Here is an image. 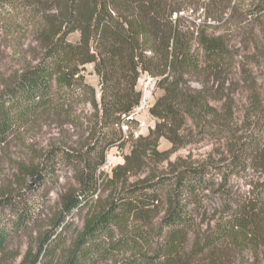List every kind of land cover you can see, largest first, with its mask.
Wrapping results in <instances>:
<instances>
[{"label":"trees","instance_id":"trees-1","mask_svg":"<svg viewBox=\"0 0 264 264\" xmlns=\"http://www.w3.org/2000/svg\"><path fill=\"white\" fill-rule=\"evenodd\" d=\"M185 3L0 0V44L12 38L36 47L34 58L1 83L0 147L45 114L78 102L92 108V132L83 147H52L29 168L34 175L53 176L51 164L60 160L73 170L75 184L61 195L59 212L19 260L8 248L20 230L39 223L41 205L18 200L17 194L4 198L11 225L0 223V264H187L202 253L216 257L214 251L224 243L256 242L264 223V184L235 199L221 164L171 161L191 141L187 127L204 137H226L225 127L210 119L216 115L209 106L215 91L195 90L192 82L205 73L220 74L228 65L227 44L208 32L206 20L186 23ZM74 32L80 34L76 41L69 38ZM88 64L94 65L99 90L86 80ZM143 74L163 92L149 108L154 127L135 137L126 129L139 125L134 112L143 100L138 88ZM262 133L264 110L240 137L227 165L251 159L252 151L254 160L260 158ZM162 138L170 149H159ZM113 148L124 162L108 174L101 167ZM102 183H109V197H102ZM211 193L223 194L225 212L206 231L196 232L197 216ZM156 210L164 213L154 231ZM83 213L81 230L69 240L73 218Z\"/></svg>","mask_w":264,"mask_h":264},{"label":"rangeland","instance_id":"rangeland-1","mask_svg":"<svg viewBox=\"0 0 264 264\" xmlns=\"http://www.w3.org/2000/svg\"><path fill=\"white\" fill-rule=\"evenodd\" d=\"M185 7L182 15L186 23L195 21L202 24L206 20L208 32L227 44L228 65H223L220 74L205 73L192 82L195 90L207 86L211 92L215 91L209 106L216 111V115L210 119L225 127L226 137H204L198 134L195 127H187L184 132L191 136V141L174 152L171 161L196 165L221 164V173L229 175L227 186H232L233 197L244 199L258 184H264V154L254 160L257 155L252 151L251 159L243 158V162L236 167L228 166L226 161L231 158L230 154L239 144L240 137L251 128L254 117L264 110V0H222L218 4H211L207 0H186ZM79 37V32L69 36L72 41ZM3 42L0 44V86L3 80L34 58L36 48L29 40L6 38ZM86 80L99 90V79L93 64L86 66ZM138 88L143 92V101L136 113L139 125L126 129L135 131V137L146 135L149 128L154 127L156 120L149 108L163 92L149 74L141 75ZM91 113L92 108L88 103L78 102L67 111L60 108L56 114L38 117L0 147V223L11 225L10 212L2 205L8 194H17L18 200L30 204L39 203L42 211L37 225L31 230H20L11 241L8 249L18 254L17 260L32 248L39 235L48 228L51 218L59 212L61 195L75 184L73 170L60 160L51 164L53 176H37L29 168L40 164L52 147H83L92 132ZM260 136L264 145V134ZM171 147L167 139L160 140V150ZM106 162L108 168L105 164L104 170L103 166L101 170L111 174L112 168L124 162L121 151L117 148L110 150ZM135 179L132 177L130 182ZM111 190L109 183L101 184L102 197H109ZM204 202L195 228L196 232L200 230L201 233L225 212L223 194L211 193ZM155 213L152 224L154 231L164 211L156 210ZM83 218L84 213L76 214L73 218L67 233L69 240L81 230ZM261 228L262 232L255 243H224L214 251L216 257L211 258L208 252L202 253L187 259V264H264V223ZM193 239L194 233L191 232L187 251Z\"/></svg>","mask_w":264,"mask_h":264},{"label":"built area","instance_id":"built-area-1","mask_svg":"<svg viewBox=\"0 0 264 264\" xmlns=\"http://www.w3.org/2000/svg\"><path fill=\"white\" fill-rule=\"evenodd\" d=\"M143 101V100H142ZM142 104V103H141ZM141 106V105H140ZM140 106H138L137 108H139ZM137 108H136V110H135V112H134V115H136V113H137ZM133 116V115H132ZM131 116V117H132ZM106 164V165H105ZM104 165L105 166H107V168H108V162H106ZM104 165H103V167H102V169L104 168ZM109 167H110V165H109ZM104 170V169H103Z\"/></svg>","mask_w":264,"mask_h":264}]
</instances>
